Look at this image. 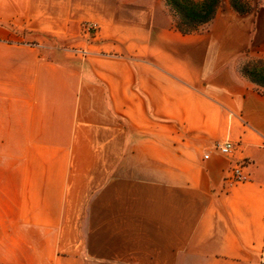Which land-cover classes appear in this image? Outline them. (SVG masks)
<instances>
[{"label":"crops","instance_id":"1","mask_svg":"<svg viewBox=\"0 0 264 264\" xmlns=\"http://www.w3.org/2000/svg\"><path fill=\"white\" fill-rule=\"evenodd\" d=\"M246 54L264 7L181 35L162 0H0V264H264Z\"/></svg>","mask_w":264,"mask_h":264},{"label":"trees","instance_id":"2","mask_svg":"<svg viewBox=\"0 0 264 264\" xmlns=\"http://www.w3.org/2000/svg\"><path fill=\"white\" fill-rule=\"evenodd\" d=\"M165 5L169 8L176 21L171 28L181 35L199 34L203 31L214 18L218 9L220 0H202L195 2L193 0H164ZM231 9L237 14H247L252 11L253 7L242 0H229ZM255 73L245 71L249 76V81L253 87L264 94V85L250 79Z\"/></svg>","mask_w":264,"mask_h":264},{"label":"rangeland","instance_id":"3","mask_svg":"<svg viewBox=\"0 0 264 264\" xmlns=\"http://www.w3.org/2000/svg\"><path fill=\"white\" fill-rule=\"evenodd\" d=\"M165 4V1L162 0ZM195 2H201L202 0H193ZM245 2L249 4L252 7H264V0H242V3ZM166 6V5H165ZM230 7V1L229 0H220L218 9L224 8V7ZM167 7V6H166ZM231 8V7H230ZM168 9L169 16L171 18V26L175 20L173 17V14ZM237 66V73L240 77L247 80L249 83V76L245 75V71H248L249 73H255L254 77L252 76L250 79H254V81L264 85V58H259L255 55L246 54L243 55L236 63ZM259 90L263 91V89L259 88Z\"/></svg>","mask_w":264,"mask_h":264},{"label":"built area","instance_id":"4","mask_svg":"<svg viewBox=\"0 0 264 264\" xmlns=\"http://www.w3.org/2000/svg\"><path fill=\"white\" fill-rule=\"evenodd\" d=\"M82 35L87 39H94L98 33V27L94 23H85L82 26ZM234 149V145L230 142H225L221 145H217L216 150L219 151L222 155L228 156L231 154ZM207 158V156H205ZM249 166V163L245 160L240 161L234 167H232L226 177V181L229 184H234L246 180L245 169Z\"/></svg>","mask_w":264,"mask_h":264}]
</instances>
